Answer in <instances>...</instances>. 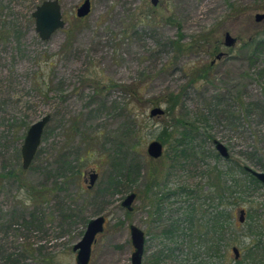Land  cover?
<instances>
[{"label": "rangeland", "instance_id": "374dc122", "mask_svg": "<svg viewBox=\"0 0 264 264\" xmlns=\"http://www.w3.org/2000/svg\"><path fill=\"white\" fill-rule=\"evenodd\" d=\"M45 1L0 0V264H77L73 248L98 217L106 222L90 264H132V225L146 232L143 264H196L199 255L190 251L196 241L180 229L192 204L208 205L188 193L206 196L212 168L230 188L231 242L245 264H261L264 185L245 169L264 173L249 133L264 142V120L252 117L234 130L215 99L239 107L241 95L250 103L260 98L264 55L253 62L240 48L264 32V20L255 19L264 0H90L83 20L77 10L86 0H59L66 25L42 41L33 13ZM227 33L237 39L232 49L225 46ZM177 40L181 53L172 44ZM219 53L227 56L217 60ZM209 64L212 83L194 81ZM170 94L182 98L172 114L166 111ZM155 108L164 114L151 117ZM129 110L135 129L122 141ZM45 116L50 122L24 170L28 130ZM179 120L188 126H179L175 137L188 130L193 144L175 150L173 141L163 145L161 158H151L149 144ZM215 141L227 147L229 162ZM120 142L134 151L118 150ZM257 147L264 154V143ZM65 158L75 176L61 174ZM120 162L137 164L139 175L129 177ZM92 173L98 179L89 188ZM155 179L158 189L147 193ZM133 193L129 211L122 204Z\"/></svg>", "mask_w": 264, "mask_h": 264}, {"label": "trees", "instance_id": "16d2710c", "mask_svg": "<svg viewBox=\"0 0 264 264\" xmlns=\"http://www.w3.org/2000/svg\"><path fill=\"white\" fill-rule=\"evenodd\" d=\"M172 44L176 48L177 52L181 53L183 51L181 40H177ZM240 50L242 51V53L246 54V56L248 57L247 59L253 62L254 59L263 56L264 32L259 33L256 36L250 38L248 41L244 42ZM210 66V64L207 65L199 75L195 76L193 80L195 81V79L200 78L206 80V82L209 84L212 83V80L209 77ZM181 99V95L170 94L169 99L167 100L168 107L166 111L168 114H172L175 112L176 108L181 103ZM215 101L217 107L220 109L218 110V112L222 115V118L226 120V123H228L234 130H241V128L243 129L245 126L244 122H247V119H251L252 117H261V119L264 120V88L261 91L260 98L258 100H254L251 103L244 102L242 95L240 96V98H237L239 107L229 104V101L218 100L217 97ZM133 112L134 110H129L127 114L130 116L127 120L128 123H126L127 129L123 134L122 141H127L134 133L136 117ZM179 121L180 122H178V124L173 123L170 125H166L158 138V140L164 146H168L171 142L175 141V150L193 144L194 140L193 136H191L192 133L188 130L187 132H182L179 138L175 137L176 131H178V133L180 131L177 130L179 126H181L182 128H186V126H188L187 122H184L183 120ZM249 133L251 135L250 139H252V142L256 144V149L254 152L257 153V163L262 166L264 165V154L261 153L262 150L258 148L257 145H263L264 142L261 141L258 133L251 131V129ZM126 148V152H128V150H130L131 152L134 151L133 146L126 147L125 142L119 143L118 150ZM123 155L124 153L122 152V155L120 154V156L123 158ZM227 161L229 162L230 160L228 159ZM63 163L65 164V166L63 164L64 167L60 168L62 175L74 173L72 164L68 163V160H66V158L64 159ZM119 165L120 169L126 171L129 177L131 175H139V173L137 172L139 166L137 164H135L133 168L131 167L133 169L132 174L131 168L127 167L124 162H120ZM73 175L75 176V173ZM207 176L209 184L208 190L205 193L206 196L202 197L201 194L196 195V191L194 190L188 194L192 195V197H195L197 201L198 199H204L205 201H208V205H199L197 204V202L196 205L192 204L190 212L187 211L185 214V219L187 220L188 225L185 229L181 228L180 230L183 231L186 238H190L191 243L196 241V245H193L190 250L191 252H193V250L195 251L196 249V254L199 255V260L197 256L195 257L196 264H215L218 261H221V264H245V260H241L240 258L238 260H233L231 257L233 248L235 247L234 243L231 242L234 241V239L232 238L234 236L232 230L235 229V224L232 222V215L228 209V191L230 192V188L227 189V184H225V182L223 181V172L221 170L212 168L207 172ZM250 177L254 183L259 184L258 180H256L252 175H250ZM115 184L118 183L116 182ZM113 185L114 184H112V186ZM152 187H154V189H158L159 183L157 182V179H155L154 182H148L147 193L153 189ZM187 231H189L190 234H188ZM166 234L167 236L170 235V237L172 234L175 235V233H173L172 231H168L166 232ZM254 245H256L255 242ZM258 247L259 246H257V248ZM252 251L254 250L250 249L249 252ZM204 258L205 262H203ZM257 258L260 259L259 261L261 264H264V258L260 256H258Z\"/></svg>", "mask_w": 264, "mask_h": 264}, {"label": "water", "instance_id": "95a60500", "mask_svg": "<svg viewBox=\"0 0 264 264\" xmlns=\"http://www.w3.org/2000/svg\"><path fill=\"white\" fill-rule=\"evenodd\" d=\"M158 0H153V4L156 5ZM91 1L86 0L83 5L77 10V17L79 19L86 18L91 12ZM33 17L36 22V31L38 32L42 41H48L54 33L63 29L66 25V22L63 18L62 7L59 0H48L42 3L36 11L33 13ZM256 22H261L264 20V13L257 14ZM237 44V39L227 33L225 35V46L227 48H233ZM224 54H220L217 58L221 59ZM164 114V111L161 108H155L151 111L150 116H161ZM51 117L45 116L42 120L33 124L28 130L27 136L25 138L24 144L21 149L23 169L27 170L41 145L42 137L44 130L47 124L50 122ZM215 148L220 157L225 160H228L230 155L227 147H225L221 142L215 141ZM148 155L153 159H159L164 154V146L159 141H153L149 144L147 148ZM246 170L250 172L261 184L264 185V173L254 171L249 167H246ZM98 179V174L92 173L90 175V186L89 188L95 185V182ZM136 199V194H130L124 200L122 206L127 208L129 211H132L133 203ZM245 210L240 211L239 222L244 223L245 221ZM105 218L98 217L94 220H91L88 223L87 230L84 234L83 239L74 246L73 251L77 253L76 263L77 264H90L91 255H92V246L96 240L98 234L104 231ZM130 234L134 252L131 257L132 264H142L143 256L145 250V236L143 231L132 225L130 226ZM233 253L235 258L238 260L240 258L239 249L234 247Z\"/></svg>", "mask_w": 264, "mask_h": 264}, {"label": "flooded vegetation", "instance_id": "af4514ba", "mask_svg": "<svg viewBox=\"0 0 264 264\" xmlns=\"http://www.w3.org/2000/svg\"><path fill=\"white\" fill-rule=\"evenodd\" d=\"M235 47V46H234ZM233 47V48H234ZM227 48V47H226ZM229 49H232V48H229ZM220 54H224L222 57H221V59L222 58H225L226 56H227V53H219L217 56H216V59L217 60H220V59H218L217 57L220 55ZM215 64V61H213L212 63H211V65H214ZM246 170V169H245ZM250 173V172H249ZM251 174V173H250ZM252 175V174H251ZM253 176V175H252ZM254 177V176H253ZM255 178V177H254ZM256 179V178H255ZM257 180V179H256ZM259 182V181H258ZM142 230V229H141ZM143 231V233H144V236H145V248H146V232H145V230H142ZM144 255H145V250H144ZM143 258H144V256H143ZM143 264V263H142Z\"/></svg>", "mask_w": 264, "mask_h": 264}]
</instances>
